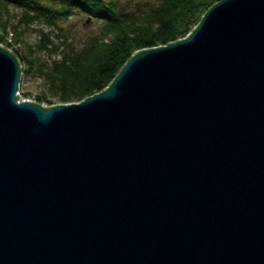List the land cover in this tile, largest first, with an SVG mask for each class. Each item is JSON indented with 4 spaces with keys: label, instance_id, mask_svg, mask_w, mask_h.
I'll use <instances>...</instances> for the list:
<instances>
[{
    "label": "water",
    "instance_id": "95a60500",
    "mask_svg": "<svg viewBox=\"0 0 264 264\" xmlns=\"http://www.w3.org/2000/svg\"><path fill=\"white\" fill-rule=\"evenodd\" d=\"M0 45V264H264V0H220L100 92L21 100Z\"/></svg>",
    "mask_w": 264,
    "mask_h": 264
},
{
    "label": "trees",
    "instance_id": "16d2710c",
    "mask_svg": "<svg viewBox=\"0 0 264 264\" xmlns=\"http://www.w3.org/2000/svg\"><path fill=\"white\" fill-rule=\"evenodd\" d=\"M218 1L158 0L142 13L131 14L120 9L118 0H0V43L17 57L21 74L41 77V91L33 101L45 105L73 103L104 89L138 46H163L184 38ZM7 4L22 8L20 23L25 27L32 23L50 27L37 30L39 38L28 45V57L17 48L22 43L17 28L3 14ZM72 12L101 21L98 35L79 49L72 41L61 40L65 36L56 24ZM35 51L43 52L46 59L33 57Z\"/></svg>",
    "mask_w": 264,
    "mask_h": 264
},
{
    "label": "rangeland",
    "instance_id": "374dc122",
    "mask_svg": "<svg viewBox=\"0 0 264 264\" xmlns=\"http://www.w3.org/2000/svg\"><path fill=\"white\" fill-rule=\"evenodd\" d=\"M157 3L158 0H118L120 9L125 13L131 14L142 13V11H145L146 9L156 5ZM45 4L48 5L46 2ZM59 5L60 4L57 3V6ZM21 13L22 8L14 4H7L6 6H3L4 16L8 17V19H10V24L17 28V37L21 36L22 43L21 46L17 45V48L19 49L22 55L28 57V45H34L38 41L39 35L37 33V30L42 29L43 31H47L50 27L41 23H32L29 27H25L23 23H20ZM56 24L58 31H61L62 35L65 36V38H61V40H68V42L72 41L75 49H79L85 44H87L89 39L98 35L99 28L101 26V21L94 19L87 20L82 14L72 12L69 18L59 22L57 21ZM0 45L5 47L4 43H0ZM145 48L138 46V48L133 53ZM33 57L43 60L46 59L47 56L43 52L35 51ZM41 81V77L36 74H31L27 76H25V74H21L17 90L19 96L21 97V100H34L41 91ZM25 92H28L29 94L24 95Z\"/></svg>",
    "mask_w": 264,
    "mask_h": 264
},
{
    "label": "built area",
    "instance_id": "2783aa9c",
    "mask_svg": "<svg viewBox=\"0 0 264 264\" xmlns=\"http://www.w3.org/2000/svg\"><path fill=\"white\" fill-rule=\"evenodd\" d=\"M17 94H18V92H17ZM23 100H29V101H33L32 99H23Z\"/></svg>",
    "mask_w": 264,
    "mask_h": 264
}]
</instances>
